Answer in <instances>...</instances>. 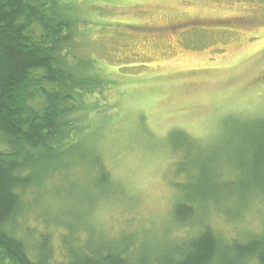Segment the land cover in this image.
Wrapping results in <instances>:
<instances>
[{
    "label": "rangeland",
    "instance_id": "1",
    "mask_svg": "<svg viewBox=\"0 0 264 264\" xmlns=\"http://www.w3.org/2000/svg\"><path fill=\"white\" fill-rule=\"evenodd\" d=\"M56 1L73 24L67 62L103 87L5 225L31 260L101 244L152 257L205 226L225 245L264 238V0Z\"/></svg>",
    "mask_w": 264,
    "mask_h": 264
},
{
    "label": "trees",
    "instance_id": "2",
    "mask_svg": "<svg viewBox=\"0 0 264 264\" xmlns=\"http://www.w3.org/2000/svg\"><path fill=\"white\" fill-rule=\"evenodd\" d=\"M70 25L56 0H0V264H264V238L225 245L206 226L152 257L130 259L121 254L124 249L111 251L101 244L57 262L43 247L32 261L23 242L6 231L19 207V193L29 186L37 165L62 149L72 135L66 138L67 132L77 130L69 121L76 105L86 110L88 89L103 87L92 78L78 77L67 62ZM36 98L42 101L40 110L31 106ZM256 151L264 163V143ZM40 167L45 175L48 167ZM251 178L245 194L248 187L258 188ZM194 213L187 200L172 208L174 222L182 226L194 220ZM118 244L125 248L126 242Z\"/></svg>",
    "mask_w": 264,
    "mask_h": 264
}]
</instances>
